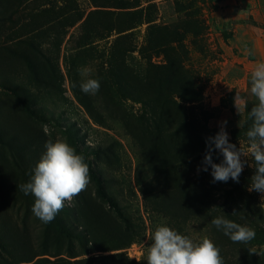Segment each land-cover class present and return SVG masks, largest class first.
<instances>
[{"label":"rangeland","instance_id":"374dc122","mask_svg":"<svg viewBox=\"0 0 264 264\" xmlns=\"http://www.w3.org/2000/svg\"><path fill=\"white\" fill-rule=\"evenodd\" d=\"M262 62L264 0H0V264H147L161 223L210 238L224 264H264L247 249L264 246L252 160L242 157L239 182L198 171L224 121L229 142L247 148ZM82 67L100 81L94 96L80 90ZM57 139L84 156L90 183L45 224L19 185ZM218 216L255 239L232 242L211 224Z\"/></svg>","mask_w":264,"mask_h":264},{"label":"clouds","instance_id":"9594fccd","mask_svg":"<svg viewBox=\"0 0 264 264\" xmlns=\"http://www.w3.org/2000/svg\"><path fill=\"white\" fill-rule=\"evenodd\" d=\"M78 72L81 76L80 90L88 95H96L101 84L98 79L91 78L92 69L82 67ZM75 86L73 84V87ZM250 92L258 102L247 113L252 121L246 132L247 148L241 145L237 148L235 144L229 142L225 130L227 122L224 121L221 123L220 131L214 137L207 138L203 167L198 168V171H208L210 166L213 183H226L229 179L239 182L246 163L242 157L250 158L252 160L250 166L254 165L255 174L251 177L248 190L264 194V62L257 64L252 71ZM234 105L238 114L247 109L246 99L238 93L234 97ZM214 150H218L223 156L220 163L213 162ZM89 173L90 168L84 156L77 154L66 141L48 140L44 153L31 170L30 181L19 185V189L24 195L34 197L32 213L47 224L63 210L66 202L71 205L74 198L87 189L90 183ZM211 224L217 230L223 231L234 243L247 245L256 237L253 228L226 219L224 216L213 218ZM150 239L152 243L147 250V264H224L220 249L208 237H203L196 243L188 236L161 223L150 234ZM247 249L250 255L260 256L264 253V246Z\"/></svg>","mask_w":264,"mask_h":264},{"label":"trees","instance_id":"16d2710c","mask_svg":"<svg viewBox=\"0 0 264 264\" xmlns=\"http://www.w3.org/2000/svg\"><path fill=\"white\" fill-rule=\"evenodd\" d=\"M165 103H166V100H165V102L164 101L162 102V107H163L162 115L165 114V111L167 112V108H166V104ZM92 177H93V181L95 183L97 194L99 196H101L102 198H106L108 196V194H107L106 190L104 189L105 187L103 185V182H102L100 176L97 175V174H94V172H93ZM119 217L122 220L124 219V217H122L120 214H119ZM81 225L85 226L87 228V231L90 232V228L87 226L88 225V221L86 219H84L83 217L81 218ZM61 227H62V224H61ZM85 246H87V245H85ZM1 251H2V248L0 246V254H1Z\"/></svg>","mask_w":264,"mask_h":264}]
</instances>
